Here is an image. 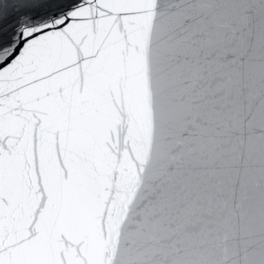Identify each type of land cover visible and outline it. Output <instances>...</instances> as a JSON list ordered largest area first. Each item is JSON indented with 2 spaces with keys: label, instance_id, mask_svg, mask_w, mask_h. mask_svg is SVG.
<instances>
[{
  "label": "snow or ice",
  "instance_id": "1",
  "mask_svg": "<svg viewBox=\"0 0 264 264\" xmlns=\"http://www.w3.org/2000/svg\"><path fill=\"white\" fill-rule=\"evenodd\" d=\"M0 264H264V0H0Z\"/></svg>",
  "mask_w": 264,
  "mask_h": 264
}]
</instances>
